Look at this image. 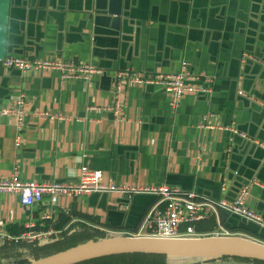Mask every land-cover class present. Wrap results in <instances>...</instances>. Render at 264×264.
I'll return each mask as SVG.
<instances>
[{
    "label": "crops",
    "instance_id": "1",
    "mask_svg": "<svg viewBox=\"0 0 264 264\" xmlns=\"http://www.w3.org/2000/svg\"><path fill=\"white\" fill-rule=\"evenodd\" d=\"M102 1L0 0V59H61L90 63L103 72L87 84L62 82L53 72L0 68V179L17 171L25 182L73 183L86 166L101 172L106 183L179 187L213 201L234 200L252 180L264 186V153L231 138L229 131L238 129L264 146V108L255 101L264 103V0H228L226 5L217 0H125L119 32L111 29L108 16L97 13ZM243 54L250 58L244 64ZM183 63L209 81V94L186 95L171 109L157 87H124L119 121L100 110L111 105L118 72L175 74ZM240 91L254 100L239 97ZM19 99L26 114L20 134L14 118L1 114ZM46 113L65 120H50ZM135 196L61 197L54 205L44 200L26 208L17 195L0 194V234L18 235L27 225H43L49 216L54 229L72 227L68 249L97 240L79 237L85 231L133 235L154 203L144 210L145 198ZM245 207L264 217L260 187L249 188ZM218 218L194 226L199 239L220 229L243 233L226 226L220 213ZM25 258V248L0 241V264ZM160 258L143 261L250 264Z\"/></svg>",
    "mask_w": 264,
    "mask_h": 264
},
{
    "label": "built area",
    "instance_id": "2",
    "mask_svg": "<svg viewBox=\"0 0 264 264\" xmlns=\"http://www.w3.org/2000/svg\"><path fill=\"white\" fill-rule=\"evenodd\" d=\"M247 57V56H244ZM0 68L14 69L25 74L28 72H53L58 73L62 82L72 80L83 81L90 84L93 79L103 74L102 70L90 63H75L61 59H40L27 57H6L0 59ZM209 81L201 76L188 71L185 63L175 74H155L145 76L130 71H120L114 76L113 99L111 105L103 112H110L117 122L121 119L120 96L124 87L152 86L164 92L168 105L171 109H177L186 95L209 94ZM239 97L247 96L244 92H238ZM256 101V104L264 108V103ZM93 110V109H91ZM2 115L14 118L17 133L20 134L25 125L26 114L24 111V101L19 99L11 108L1 111ZM50 120L62 121L65 117L61 114H43ZM201 129L209 126L201 125ZM230 133H237L231 128ZM242 138L245 135L240 134ZM256 141V140H255ZM251 140L253 144L259 145L264 150V146ZM21 143L20 135L15 139L18 147ZM257 186L264 190V186L252 181L243 188L235 199L234 203L225 200L213 201L195 192L185 191L179 187L148 186L143 188H128L126 186L115 185L112 182H104L101 172L93 171L83 166L79 170L76 182L73 183H36L20 180L17 171H13L7 179H0V194L17 195L23 207L30 208L36 204L47 200L48 204L54 205L61 197L80 198L94 194L108 195L117 193L128 198L133 195L142 194L155 196L156 201L148 207L141 221L139 230L133 235L119 236L109 235V237L124 238H148L156 240H195L200 237L195 233L194 226L214 217L219 220V212L226 210L237 215L248 222H252L264 229L262 217L245 207V200L249 193V188ZM43 225H27L18 235L0 234V241L7 243H21L27 245L39 244L44 241L56 240L61 234V230L54 229L48 221L49 216L43 218ZM0 227L3 223L0 222ZM181 228H184L181 231ZM68 229V228H67ZM210 238H240L264 245V241L252 238L246 233L233 234L220 229L212 233Z\"/></svg>",
    "mask_w": 264,
    "mask_h": 264
},
{
    "label": "water",
    "instance_id": "3",
    "mask_svg": "<svg viewBox=\"0 0 264 264\" xmlns=\"http://www.w3.org/2000/svg\"><path fill=\"white\" fill-rule=\"evenodd\" d=\"M226 5L228 0H217ZM243 1V0H240ZM101 10L97 9V13L108 16L112 21L111 29L119 32L123 24V14L125 0H103ZM95 33L91 37L94 42ZM247 56V57H244ZM37 58V57H36ZM250 58L248 55H242V63L244 64ZM163 92V91H162ZM164 94V92H163ZM237 133H230L231 138H240L249 142L254 148L262 150L263 148L251 142L247 136L242 138L238 129ZM244 135V134H243ZM253 181V180H252ZM250 181V183L252 182ZM249 183V184H250ZM249 184H246L247 186ZM246 186V187H247ZM243 188L238 191L235 199ZM263 190V189H262ZM264 191V190H263ZM91 196L106 197L108 195L94 194ZM145 198L144 210L153 202L156 201L155 196L136 195V198ZM234 200H226L229 203H234ZM214 200V201H219ZM129 201L124 203L128 205ZM122 207V206H121ZM120 206L112 207V209L119 210ZM143 210V211H144ZM220 215L226 223V226L234 229L248 232L252 235L264 239V229L258 225L248 222L245 219L231 214L226 210H221ZM261 216V215H260ZM264 220V217L261 216ZM52 241H44L39 243L40 246H46ZM118 255H143V256H157L166 258H192L201 259L202 261H217L221 259H242L264 263V245L257 244L249 240L240 238H204L195 240H156L148 238H118V237H104L98 239L96 242H89L84 245H79L63 252L57 253L47 258L39 260H30L29 264H80L83 262L106 258Z\"/></svg>",
    "mask_w": 264,
    "mask_h": 264
},
{
    "label": "trees",
    "instance_id": "4",
    "mask_svg": "<svg viewBox=\"0 0 264 264\" xmlns=\"http://www.w3.org/2000/svg\"><path fill=\"white\" fill-rule=\"evenodd\" d=\"M68 223V220L65 221L64 223ZM66 225V224H65ZM65 225H60V226H55L56 230H61L62 234L59 236L60 241L58 242H53L50 243L49 245L46 246H40L38 244H33V245H27V244H15V243H7L11 247H21L25 248L28 251L29 258H25L22 260H16L14 262H11V264H29V261L34 259V260H39L43 258L50 257L51 254H57L60 252H63L65 250H68L69 247V242L71 241L70 237H68L69 233L73 230L72 227L63 230ZM211 226V225H210ZM243 233L250 234L248 232L242 231ZM252 235V234H250ZM83 236V240L87 239H102L104 236L101 233L93 231L92 233L85 231L84 233L79 234V237ZM253 237L257 239H261L264 241L263 238H260L258 236L252 235ZM95 240L94 242H96ZM54 241V240H53ZM75 245V244H73ZM27 257V256H26ZM146 259H152V260H161L160 257L157 256H143V255H118V256H111V257H106V258H100L96 260H91L87 262H83L80 264H151V263H146ZM227 259V258H225ZM234 261H240V262H245V263H250V264H264L262 262H257V261H250V260H242V259H232ZM10 264V263H9Z\"/></svg>",
    "mask_w": 264,
    "mask_h": 264
},
{
    "label": "rangeland",
    "instance_id": "5",
    "mask_svg": "<svg viewBox=\"0 0 264 264\" xmlns=\"http://www.w3.org/2000/svg\"><path fill=\"white\" fill-rule=\"evenodd\" d=\"M55 254H56V253H55ZM55 254H51L50 256L55 255ZM32 260H34V259H32Z\"/></svg>",
    "mask_w": 264,
    "mask_h": 264
}]
</instances>
